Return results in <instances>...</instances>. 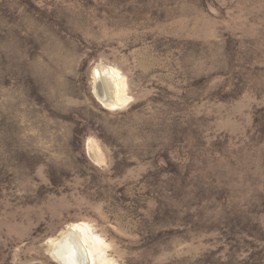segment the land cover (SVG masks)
Returning a JSON list of instances; mask_svg holds the SVG:
<instances>
[{
  "label": "rangeland",
  "instance_id": "1",
  "mask_svg": "<svg viewBox=\"0 0 264 264\" xmlns=\"http://www.w3.org/2000/svg\"><path fill=\"white\" fill-rule=\"evenodd\" d=\"M75 224L108 264H264V0H0V264Z\"/></svg>",
  "mask_w": 264,
  "mask_h": 264
},
{
  "label": "bare ground",
  "instance_id": "2",
  "mask_svg": "<svg viewBox=\"0 0 264 264\" xmlns=\"http://www.w3.org/2000/svg\"><path fill=\"white\" fill-rule=\"evenodd\" d=\"M95 89L102 103L107 106L119 104V75L112 69L95 74ZM105 87L106 92L103 91ZM100 90V92H99ZM100 93V94H99ZM51 255L59 264H108L106 253L92 230L84 225H71L60 238L51 242Z\"/></svg>",
  "mask_w": 264,
  "mask_h": 264
}]
</instances>
